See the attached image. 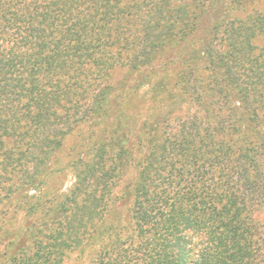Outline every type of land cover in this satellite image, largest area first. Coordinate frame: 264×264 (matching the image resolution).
I'll return each mask as SVG.
<instances>
[{
  "label": "trees",
  "instance_id": "16d2710c",
  "mask_svg": "<svg viewBox=\"0 0 264 264\" xmlns=\"http://www.w3.org/2000/svg\"><path fill=\"white\" fill-rule=\"evenodd\" d=\"M72 254L264 264V7L0 0V264Z\"/></svg>",
  "mask_w": 264,
  "mask_h": 264
},
{
  "label": "rangeland",
  "instance_id": "374dc122",
  "mask_svg": "<svg viewBox=\"0 0 264 264\" xmlns=\"http://www.w3.org/2000/svg\"><path fill=\"white\" fill-rule=\"evenodd\" d=\"M250 6H254V7H264V0H247ZM133 81V76L130 75L129 70L127 68H116L112 71V76L110 79V83L111 85L114 86H119L121 85L123 82H128L131 83ZM144 87L141 89L139 94H142V92H144ZM138 97H135V99H133V104L136 105L138 100ZM179 108H176L177 114H181V112L179 111ZM176 114V115H177ZM86 127H84L85 129ZM78 134V135H77ZM81 137L80 133H76V135H70L68 136L62 147L59 148L56 152H55V160H56V165L60 166V165H65L67 162H70L71 159H73V157L76 156L77 154V149L78 147L76 146V148L73 146L78 143L79 138ZM74 155V156H73ZM73 156V157H72ZM72 168L68 167L66 168L65 172L62 174V176L55 178L51 181V185L53 186L54 184H56V186H59L62 184V189L63 191L67 190L70 185L73 182L74 179V173L71 170ZM133 172H135V169H133V167L129 168V172L126 175L125 179H131L133 177ZM79 262L76 254H72L69 259L66 260L65 264H77Z\"/></svg>",
  "mask_w": 264,
  "mask_h": 264
}]
</instances>
